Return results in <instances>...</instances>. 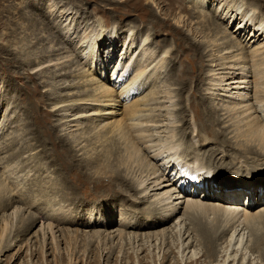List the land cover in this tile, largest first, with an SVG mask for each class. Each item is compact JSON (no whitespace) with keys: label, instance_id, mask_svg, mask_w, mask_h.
<instances>
[{"label":"rangeland","instance_id":"obj_1","mask_svg":"<svg viewBox=\"0 0 264 264\" xmlns=\"http://www.w3.org/2000/svg\"><path fill=\"white\" fill-rule=\"evenodd\" d=\"M251 2L261 6V10L264 12V0H252ZM51 3L58 4V10L59 8H61L60 10L68 9L69 12H76L78 14L75 17V21L71 23L72 30H70L68 36H71L70 39L63 34V28L64 26L67 27L70 20L64 22V18L61 21L60 18L57 19L56 17L59 14L57 10L49 16L52 11ZM186 9H192L188 5V0H154V2L150 0H0V196L6 193V190L3 191L4 187H18L19 189L23 188L28 194L32 193L37 201L34 209L30 205L29 210H27V205L25 206L23 203H20L21 205L16 204L13 207L11 205L12 208L10 207L5 211L0 208V236L5 228L4 235L2 236L3 239H0V264H155V262L160 263L159 260L162 261L164 255L167 257L163 264H264L263 218L259 219L258 223L254 221L255 223L252 222L251 225L250 223H243V226H238L239 223L232 224L234 222L231 221L233 216L231 215L230 217L228 213L222 211H214L213 213L211 210H207L208 213L206 212V214L202 211L194 217L196 220L192 218L195 221L192 222L193 225L187 224L189 226V231L187 230L189 233L187 232L184 235L186 230L185 224H183L184 227L182 226V228L176 225L182 219H187L189 215L182 218L184 211L181 210L179 214L169 221L170 223L167 222L163 227L161 226L162 228L160 230L165 229L167 235L164 244L160 236L158 237L160 240L156 239L155 236L149 238V242H147L148 238H144L148 233L158 232V230L154 231V229L140 231L127 229L126 236L123 238L116 237L118 230H120L121 216L143 221L150 219L148 215L139 213L142 209H148L149 203H138L133 208L129 205L132 201H129L127 196L118 198L115 194L107 193V189L105 187L99 188L100 186L92 182V178L96 179L101 177L102 180L100 181L106 186L116 185L117 183L112 181L113 174L111 172H115L120 164L121 174L125 178H131L137 181L142 170L147 168L145 166L146 163L139 159L141 156L138 159H130L131 161L128 159L126 161L127 158L125 155L122 156L125 154L123 147L118 143L119 145H117L116 149L115 146L117 143L113 138L106 139L107 136L105 138L102 137L105 134L103 129L91 130L90 127L92 128L94 126L91 122L86 121L85 123L84 120L83 124L79 126L80 128H77V126L74 127L76 124L74 122L70 123L72 128H67L65 121L69 119L74 120L76 118L74 116H77L82 111L79 109L73 110L71 111L70 117L66 120H61V115L68 113L62 111L64 107L57 109L58 106L54 105L60 98H65L64 100L75 99L77 97L82 98L85 94L93 90V87L83 86L85 83H82V81L86 78H83V80L80 79L84 75L83 71L86 72L89 69V66L85 67L83 64L84 60H81L82 57H77L80 49L75 46L77 41H79L78 39L84 33L92 34L97 30L98 25H101L100 27L103 30L112 31L115 29L117 34H119V47L115 50L114 58L111 59L109 64V69L112 68L114 62L118 59V54L124 51L122 48L123 39L125 36H128L130 30L131 34H137L139 32L146 34L150 41L153 39L151 47L154 52L159 49H165L169 52V56L167 55L165 59L163 74L160 71L161 79H158L157 86L160 87H158V90H161V96H164L160 100V102L162 101L161 103L164 104L165 102L164 105H170L167 98H165L167 96L165 94L168 92L173 95L172 97L175 103V106L170 108L172 115L164 107H161L160 110L157 107L158 109H156L158 111L152 114L155 120L157 119L156 121L159 122L158 126L171 125L170 120H166L170 116L171 120L178 122L175 125L168 126L165 129L166 132L164 131V127L160 129L158 126L149 124V134L146 129L147 135H153L151 139L163 145V142L167 140L171 133L175 134L176 139L174 140L182 146L180 154L184 153V156L188 158L189 156H195V153L202 155L208 152L209 149H215V153L219 152L215 154V162L213 164L207 163V165L208 169L211 171L214 170L217 173L215 174L217 177L215 176L212 181L210 179L208 180L206 184L208 188L209 186H214L213 182H225L229 185L230 182H227V180L231 178L237 179L241 177V179L245 180L253 179L256 181L253 185L255 193H246V196L254 195L253 201L257 203L259 199L257 193L261 186L258 184L263 183L264 189V170L261 175H257V173H253L251 166H245L247 168L240 170L238 168L242 165H235L236 162L238 163L237 160L235 163L231 162L232 158L241 152L236 149L243 148L242 146H234L236 145V139L232 137L236 132L230 133L227 136L228 131H226V128L231 125L233 120L231 123L224 121L223 124L220 123L214 127L217 131H225L227 136L226 139L229 145L226 147V152L223 153L220 148H224L220 142H217L211 135L203 132L204 130L202 128L199 129L202 121H197L193 117L194 105L196 107L200 106L198 102L201 97L209 102L213 101V105L218 109L217 116L221 121L227 117L226 111H223V109L230 106L231 103H229L230 100L225 96H218V94H223L222 91L212 90L214 94H217L215 96L206 94V89H211L208 86V76L213 74L208 65H212V68L216 67L215 69L217 70L214 72L217 73H225L228 70H221L223 66H216L223 61L219 60V56L213 55L214 52L210 51L211 48L206 49V43L209 42V39L204 38V33L200 32V27L198 26V22L202 23L204 18L201 16V19L189 18ZM151 11L154 12L153 16H150ZM206 13L209 16L208 12ZM207 15H205L206 18H208ZM224 24L226 22H223L222 25L219 24L221 29L224 28ZM55 25L58 26V29L53 27ZM73 28H78V33L75 35L73 34ZM226 28L229 33L233 32V30L237 29L236 21L229 23ZM247 32H243L244 38L249 36V32ZM233 35L235 36V34ZM263 36L260 40L263 39ZM107 43L109 44L110 41H107ZM128 44L131 46L130 42ZM199 44L203 45L204 53L207 57L203 61L205 66L203 67L202 75L204 79V84L201 87L202 95H199L196 99L192 90L195 89L196 84L193 78L198 76V74L197 71H193V64L197 68L200 67L197 57L198 52L195 49L196 47L199 49ZM248 45L253 44L250 41ZM134 49V47L131 48V50ZM223 53L225 52H220L221 55ZM138 54L135 58L138 57ZM68 55H70V58L64 59L65 64L61 66L53 67L52 62L49 64L44 63L48 59H56ZM121 57H123L124 61V56L122 55ZM213 58L216 61L210 62ZM39 62L44 63V65L36 69L32 64L34 63L36 65ZM92 73L90 71L91 75ZM187 74L189 78L183 82L186 85L185 90L178 95L181 89L179 80L181 78L183 81V75ZM215 77L216 79L220 78L219 76ZM68 85L70 86L67 87ZM249 89L246 86L241 93ZM251 90L254 91V87ZM209 92L212 93L211 91ZM42 95L44 96V101L38 103V97ZM252 95L253 93L250 96ZM67 97L69 98L67 99ZM254 103L264 119V103L262 106L258 100L255 102V99ZM65 104L68 105L71 102H66L63 105ZM181 109L185 111L183 120L177 113ZM53 110H57V112ZM46 116L48 122L56 128L55 135L58 137L64 136L65 138L63 137V140L72 146V154L76 155L75 162L72 164L73 166L66 164L63 161L64 158L60 157L59 149L55 145L57 140L51 138L49 135L50 126L49 123H46ZM235 116V121H237L239 115ZM236 128L234 127L230 131ZM181 129L186 134H183ZM193 138H195L194 142L197 146L194 147L195 150L193 149ZM191 145L192 147L190 148ZM201 155L199 156L200 159L203 156ZM221 157L223 160L220 159ZM122 159L126 163V167H124L125 163H122ZM140 160L141 162H139ZM7 161L10 163H6ZM88 161L90 162L86 164L85 162ZM160 161L162 162V160ZM160 161L157 159V164L161 163ZM7 164H10V167L6 169ZM141 164H144V168H142L143 166ZM167 164L164 166L165 170L168 167ZM173 168V165L170 166L168 173H173ZM238 170H240V173ZM218 172L221 175H218ZM241 173L244 175H241ZM209 174L213 175V173ZM190 182L194 183L193 181ZM194 184L197 185L196 183ZM215 187L220 188L218 186ZM248 187L252 188V186ZM202 191L200 193L194 190L191 196H196V199L201 198L203 195ZM142 195L141 193H137L133 197H130V199L137 202H145L147 199H142ZM30 196L32 199V195ZM191 196L187 197V199H192ZM51 199L52 201H50ZM203 201L215 204V202L208 198H205ZM59 203L61 205H58ZM53 204L56 205L54 207L65 205V210H68L69 213L68 220L71 217L70 219L73 221L75 219L80 221L83 215H85L86 219L89 211H94L93 215H98L96 216L97 218L100 215H104L105 218L111 215L114 223H111L107 227L105 226L106 229L103 226L85 228L79 225L67 224L56 229L57 225L51 222L54 227V234L47 231V225L50 223L47 219H39L32 226L31 219L27 218L32 217L30 213L35 212V207L36 210H43L45 208L43 211V217H45L47 213L52 214L51 212L53 211L50 208ZM77 213L79 216H77ZM133 214L134 216L132 217L131 215ZM213 214L216 215V218ZM57 217L59 218L60 216ZM226 217H229V221H227L229 222L228 225H226ZM200 221L213 222L211 224L214 226L217 234V240L214 244L213 242L209 243L201 232ZM226 226L227 230L222 234L221 232L226 229ZM41 227L43 229L46 228L45 240L41 238L44 234ZM21 231H24V234L21 233L20 237H18ZM135 231L140 235V239L141 237L142 239L144 238V242L139 241V238L136 240L138 242L134 240L133 232ZM171 231L177 235L175 236ZM96 232H99V234L91 237ZM128 232L131 234L127 235ZM107 233H111L112 238L107 239ZM180 234L184 235V239L190 235V239L188 238L187 241H194L191 249L182 251V244L178 240ZM99 235L100 237H98ZM103 236L106 238L103 239ZM141 244H144V247L140 246ZM212 248H214L215 252L210 253V249Z\"/></svg>","mask_w":264,"mask_h":264},{"label":"bare ground","instance_id":"obj_2","mask_svg":"<svg viewBox=\"0 0 264 264\" xmlns=\"http://www.w3.org/2000/svg\"><path fill=\"white\" fill-rule=\"evenodd\" d=\"M150 1L154 2V0H150ZM251 1L252 0H188V5L192 9L191 10L186 9V11L189 18L199 19L201 16L202 18L205 19L202 20V23L198 22V26L200 27V32L204 33V38L209 39V42L206 43V49L211 48L210 51L214 52L213 55L219 56L220 58L219 60L223 61L222 63L220 62V64L216 66H223L221 70H225V71L228 70L226 72L224 71L225 73H217L214 72L215 70H217L215 69L216 67L212 68V65H208L210 66V69L212 70L213 74L208 76L209 77L208 86L211 89L207 87L208 89H206V94H211L215 96L217 94H214L212 90L222 91L223 94H218V96L219 95L225 96L228 100H230L229 103H231L230 106L225 107L223 109V111H226L227 117L225 118V120L221 121V119L217 116L218 109L216 108V106L213 105L214 104L212 103L213 101L209 102L201 97L200 101L198 102L200 106L196 107L194 105L193 117L197 121L198 120L202 121L201 122L202 124L200 125L201 127H199V129L202 128L204 130L203 132H206L207 134L211 135L214 138V140L220 142V144L224 148V149L220 148V150H222L223 153L226 152V147L229 145L226 139L227 136L230 133L236 132L235 135L232 137L233 139H236L235 141L236 145L234 146H242L243 148L236 149L241 152L237 153L232 158L231 162L235 163L237 160L238 163L236 162L235 165L241 164L242 166L238 168L240 170L241 169L244 170L245 168H247L245 166H251L253 169L252 170L253 173H257V175H261L263 173L262 171L264 170L262 169L264 168V119L258 112V109L254 103V99L255 102L256 100H258L263 106L264 36L263 39L260 40V38L262 37V35H264V12L263 10H261V6L257 5V3L255 5ZM50 6L52 7L51 9L52 11L49 14V16L52 15L54 11L57 10V12L59 13L58 16L56 17L57 19L60 18L61 21V19L64 18L63 20L64 22L70 20L67 27L64 26L63 28L64 30L63 34L68 37L70 30H72L71 23L75 21V17L78 14L76 12L75 13L69 12L68 9L60 10L61 8H59L58 10V4L51 3ZM32 7L34 6L32 5ZM204 11L208 12L210 18L207 15V13ZM153 15L154 12L151 11L150 16ZM205 15H207L208 18H206ZM233 21H236L237 29L229 33L226 27L229 25V23H232ZM223 22H226V24H224V28L221 29L220 25H222ZM100 26L101 25H98L97 30H95L92 34L84 33L82 36L80 35L81 37L78 39L79 41H77V44L75 45L76 48L79 47L80 49L79 52L77 51L78 52L77 57L79 58L82 57L81 60H84L83 64L85 65V67L89 66V69L86 70V72L83 71L84 75H82L81 76L82 78L80 77V79L83 80V78H86L84 81H82V83H85V85L83 86L93 87L92 92L85 94L84 97L82 98L77 97L75 99H69V100H64L65 98H60L59 100H57L56 103H54V105L58 106L57 109L64 107L62 111H66L68 113L61 115L60 117L61 120L62 119L66 120L68 117H70L71 111L73 110L79 109L80 111H82L81 113L77 114V116H74L76 117L74 118V120L69 119L65 121L67 128H72L70 123L75 122L76 124L74 125V127L77 126L78 128L83 124L84 120L85 123L86 121L91 122V124H94L92 128L89 126L91 130L103 129L106 135L104 134V136L102 137L105 138L107 136L108 138L106 137V139L113 138V140L116 141L117 143L116 146L114 144L116 149H117V145L119 144L123 147L125 154H123L122 156L125 155V157L127 158L126 161H128V159L135 160V158L138 159L139 156H141V158L139 159H141L146 163L145 166L147 168L142 170L140 177L137 181L136 180L134 181L131 178H125V176L121 174L120 171L121 166L119 164L118 169H116L115 172L114 171L111 172L113 174L112 181L117 183L118 187L117 184L116 185L112 184V186H106L103 182L100 181L102 180L101 177L96 179L92 178V182L95 183L97 186H100L99 188L105 187V189H107L106 191L107 193L115 194L117 195L118 198L127 196L129 201H132L131 204L129 205L133 208L136 207L137 206L136 204L138 203H142V204L149 203V208L142 209L139 213L148 215L150 219L143 221L131 217L127 218V216L124 217L121 216L120 227H119L120 230H118V234L116 235V237L123 238L124 236H126L127 229H133L136 231H140L144 229H154V231L158 230V232H151L148 233L147 235H145L144 233L145 235L144 238H148L147 242H149V238L156 236V239H158V237L160 236L164 244L165 238L167 236L166 230L165 229L160 230V228H162L165 224H167V222L171 221V219H173L177 214H179L181 210L184 211L182 218L189 215L187 216V219H182L181 221L179 220L180 223L176 225V226L179 225L182 228L183 224H185L186 230L184 235L189 231L188 225H193L192 222H195L193 221V219L196 220L194 217L197 215V213H200L202 211L206 213L207 210H211L213 213L214 211L216 212L222 211L224 213L230 214V217L232 215L233 219L231 221H234L232 222V224L239 223L238 226L240 225L243 226L242 225L243 223L244 224L250 223L251 225V223L254 221H257L256 223H258V220L262 218L264 220V204H262L264 203L263 183H259V184L256 183L258 185H261L257 193L259 198L257 203H254L253 201L254 195L246 196V193H251V194L255 193V190L253 189L254 188L253 185L255 184L256 181L253 179L245 180V179H241V177L237 179L231 178L233 180L231 179L227 180V182H230L229 185H227L228 183L226 184L225 182H220V183L213 182L214 186H209L208 188V186L206 185L208 183V180L210 179V181H212V179L215 178L216 176L215 174H217L216 172H214V170L211 171L210 169H208V165H207V163L213 164L215 162L216 159L215 154L217 153V152L215 153V149L214 150L209 149L208 152L202 154L203 156L197 153H195L196 155L194 154L195 156L190 154L193 157L189 156L188 158L184 156V153L180 154V150L182 146L178 144L177 141L174 140L176 138H175V134L171 133L172 130L170 131L171 135L170 134H169L170 136L168 135L169 139L167 138V140L163 142V145L158 144V142H155L156 140H152L151 138L153 137V135L151 136L147 135V130L149 134V127H150L149 124L158 126L159 123L158 121H156L157 119L155 120L152 113L158 111L157 110L158 108L160 110L161 107H164L167 109V111L169 110L170 112L169 114H171L170 108L175 106L172 97L173 95L170 92L165 94L167 95L165 96V98H167V101L170 103V105L169 106L164 105L165 104L164 101H163L164 104L161 103L162 101L160 102V100L163 99L164 96H161L162 92L161 90L160 91L158 90L159 86H157L158 79L159 80L161 79L160 71L163 74L165 59L169 53L168 50L159 49L158 51L154 52V50H152L151 47V44H153V39L150 41L147 35L141 34V32L137 34H131V30H130L128 36H125L123 39L122 48L124 51L118 54V59H116L117 62L115 61L112 68L109 69V64L111 62V59L114 58L113 56L115 50L117 47H119L120 37L119 34H117V32L115 31V29L112 31H105ZM53 27L58 29V26L56 25ZM73 30H74L73 33L74 35L78 33V28L76 29L73 28ZM177 31L179 32V30ZM246 31L249 32V33L247 32L249 36L244 38L243 32ZM233 34H235V36ZM70 37L68 38L70 39ZM107 41L108 42L110 41V43L108 44ZM250 41L253 45H248ZM129 42L131 43V46H129L128 44ZM198 46L199 49L197 47L195 49L196 52H198L197 57L200 67L197 68L193 64V71H197L198 76L193 78L196 84H195V89L192 90L193 95L196 97V99L199 97V95H202L201 87L202 84H204L203 82L204 79L202 75H203V67L205 66L203 61L204 58L207 57V55L204 53L203 45L199 44ZM132 47H134L135 49L131 50ZM220 49H222V51L225 53L221 55L220 52L222 51H220ZM137 54L138 57L135 58ZM122 55L124 56V61H123V57H121ZM69 58L70 55L56 59H48L44 63L49 64L52 62L53 63L52 65H54L53 67L56 66L58 67L59 65L61 66L65 64V61H63L64 59H69ZM54 61H56V63H54ZM215 61L216 60H214L213 58L210 62H215ZM44 63L39 62L38 64L36 63V65H34L33 63L32 65L36 69H38L41 66H43ZM48 66L46 67L48 68ZM90 71L93 72L92 75L90 74ZM188 76H189L188 74L183 75V81L180 78L179 83H181L180 84L181 89L179 90L180 92L178 93V95H180L181 92L185 90L186 85L183 82H185V80L189 78ZM215 76H219L220 78L216 79ZM69 86L70 85H68L67 87ZM246 86H248L250 89L248 91H244L243 93H241L242 90L246 88ZM252 87H254L255 89L254 91L251 90ZM209 91H211L212 93H210ZM250 92L253 93L252 96H250L251 95ZM143 93L145 94L143 95ZM68 98L69 97H67V99ZM43 99L44 96L42 95L41 97H38L37 102L38 103L43 102L44 101ZM66 102H71V104L63 105ZM221 106H225V105H221ZM53 111L57 112V110H53ZM184 112L185 111H183L182 109L179 112H177L182 120L184 119ZM235 115H239L237 121H235L236 119ZM170 117L169 119L166 118L165 119L170 120L171 125H175L176 123H178L175 122L174 120H171ZM229 117L231 118L228 119ZM224 121L230 123L232 122L231 125L227 126V128L225 127L226 131H228L227 136L225 134V131L224 132L217 131L214 128L218 126L220 123L223 124ZM46 123H49L47 116H46ZM171 125L166 124L165 126L163 125L158 127H160V129L164 127V131H165V129ZM49 126H50L49 135L51 138H55L57 140V143L55 145H57L56 148L59 149L58 151L60 153V157L64 158L63 161L66 164L68 165L74 164L76 155L72 154L73 152L72 146H70V144L67 141L63 140L64 136L58 137L55 135L56 128L53 127L51 123H49ZM234 127L237 128L235 130L230 131V129L232 128L234 129ZM181 131L183 132V129H181ZM184 133L185 132H183V134ZM39 138L41 137L39 136ZM194 139L195 138L192 139L194 143L193 149L194 147H197L194 142L195 141ZM192 145L190 146V148L192 147ZM120 148H118V150H120ZM120 153H122V151H120ZM200 155L202 156L201 158L202 160L199 158ZM204 156H206V158H204ZM156 158L158 159V161L162 160V162L160 161L161 163H158L159 165L157 164ZM223 158L221 157L220 159L223 160ZM141 160L139 162H141ZM121 161L122 163H125L123 159ZM89 162L90 161L85 163L87 164ZM180 162L183 164V168H185L183 169L185 171L183 177L174 175V171L178 170L176 165H178ZM6 163H10V162L7 161ZM166 163H168L167 164L168 167L165 170L164 166ZM172 165L174 167L172 171L173 173H168V169ZM98 166L100 167V165ZM8 167H10V164H7L5 168L7 169ZM124 167H126V163L124 164ZM69 168L71 167L69 166ZM96 168L98 169V167ZM142 168H144V166ZM203 170L209 173H213V175H210L209 173ZM240 170H238L239 173ZM186 174L189 176H193L194 177V178L192 177L193 179H197L196 183L197 184L200 183V184L195 185L192 182L186 181L187 180ZM171 175L174 176L171 177ZM218 175L221 174H219L218 172ZM241 175L244 174L241 173ZM175 183L177 184L175 185ZM178 183H181L182 188L178 187ZM215 186H218L220 188H217ZM248 186H252V188H249ZM5 190H6L5 195L0 196V208L3 209V211L9 209L11 205L13 207L14 205L20 203H23V205L25 206L27 205L28 207L27 210H29L30 205H32L33 207L32 206L30 207L34 209V206H36L37 204L36 198L33 196V194L32 193L28 194L25 190H23V188L19 189L18 187L14 188L7 186V188L4 187L3 191ZM194 190H197L199 192L204 190L202 191L203 195L201 196V198L196 199V196H191ZM137 193L143 194L142 199H147V200L145 202L144 201L137 202L135 200H131L130 197H133V195ZM186 194L189 196H187ZM30 195H32V199ZM190 196L192 197V199L189 198L187 199V197ZM193 198H195V200H193ZM205 198L211 199L213 202H215V204H213L212 202L211 203L204 202L203 200ZM150 200H151V204H150ZM50 201H52V199ZM58 205H61V203H59ZM54 206L56 205L53 204V206L50 208V210L53 211L51 212L52 214L47 213L45 217H43V213H44L43 211L45 208L43 210H36L35 207V212L30 213L32 217L27 219H31L32 226L39 219L49 220L50 223H48L47 225V231H50V233L52 232V234H54L53 231L54 227L52 223L57 225V227L55 226L56 229H59V227L64 224L79 225L85 228L88 227L94 228L95 226H103L105 228V226L107 227L111 225V223H114L112 221L113 219L111 215L108 214L109 217L107 218H105L104 215H100L97 218L96 216L98 215L96 216L93 215L94 211L91 212L89 211V214H87L86 219H85V215H83L80 221H78L77 219L73 221L70 219L71 217L68 220L69 213L68 210H65L66 208L65 205L59 207H54ZM56 216H60V217L56 218ZM77 216H79L78 213ZM131 216L133 217L134 214ZM207 216H211V215H207ZM226 218H227L226 225H228L229 222L227 221H229L228 220L229 217ZM89 219H91L90 222ZM211 223L201 222L199 224L201 225V232L203 233L207 241H209V243L213 242L214 244L217 240V234L215 232L214 226ZM247 225L249 226V224ZM225 228L226 229H224L223 232H221L222 234L226 232L227 226ZM41 229L44 232L41 238L45 240L46 228L43 229L41 227ZM136 231L133 232L135 241L140 236ZM4 232H5V228L3 229V233L1 234L0 239H3L2 236L4 235ZM23 232L21 231L18 237H20L21 233L24 234ZM98 234L99 232H96L94 233V236L91 237H95ZM130 234L131 233L128 232L127 235ZM173 234H175V236L177 235L176 233ZM184 235L180 234L178 238L179 242L182 244L183 252L187 251L188 249H191L194 244V241H187L190 235L189 237L185 236L186 239H184ZM98 237H100V235ZM106 237L107 239L112 238L111 233H107ZM106 237L103 236V239H105ZM144 238L143 239L142 237L141 239L139 238V241L144 242L143 241ZM52 240H54V238H52ZM140 246L144 247V244L143 245L141 244ZM213 252H215L214 248L210 249V253ZM166 257L167 256L164 255L162 261L159 260L160 263L155 262V264H163Z\"/></svg>","mask_w":264,"mask_h":264}]
</instances>
